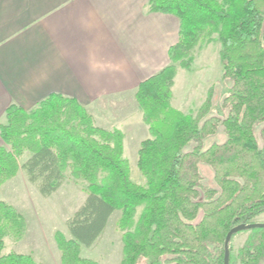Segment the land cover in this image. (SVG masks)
<instances>
[{
    "label": "trees",
    "instance_id": "1",
    "mask_svg": "<svg viewBox=\"0 0 264 264\" xmlns=\"http://www.w3.org/2000/svg\"><path fill=\"white\" fill-rule=\"evenodd\" d=\"M147 12L175 15L180 29L170 63L136 92L150 134L137 160L146 185L131 178L124 132L97 125L74 97L51 93L30 110L12 103L0 122V188L21 170L46 197L68 176L87 183L67 221L71 237L55 233L61 264H98L82 246L98 240L115 211L121 264H225L228 232L264 213V0H148ZM215 33L223 76L232 81L222 114L212 90L196 114L185 113L172 103L178 68ZM220 130L225 139L206 146ZM201 163L213 169L216 189L202 183ZM26 227L24 215L0 201V264H42L30 253L3 252L6 238L22 239ZM248 231L237 251L232 235L230 264H264V227Z\"/></svg>",
    "mask_w": 264,
    "mask_h": 264
},
{
    "label": "crops",
    "instance_id": "2",
    "mask_svg": "<svg viewBox=\"0 0 264 264\" xmlns=\"http://www.w3.org/2000/svg\"><path fill=\"white\" fill-rule=\"evenodd\" d=\"M147 3L0 0V122L12 103L30 110L61 93L78 99L99 126L120 128L126 139L133 115L140 120V83L170 63L168 50L179 41V19L147 12ZM37 261L61 264V258Z\"/></svg>",
    "mask_w": 264,
    "mask_h": 264
},
{
    "label": "rangeland",
    "instance_id": "3",
    "mask_svg": "<svg viewBox=\"0 0 264 264\" xmlns=\"http://www.w3.org/2000/svg\"><path fill=\"white\" fill-rule=\"evenodd\" d=\"M220 49L221 43L216 33L211 38L205 36L191 52L190 65L178 68L172 95V103L178 109L185 113L196 114L209 91L212 90L217 106L215 112L222 114L218 107L225 95L228 94L232 81L223 76ZM96 111H100V108ZM134 116L126 127L128 134L124 143V154L129 159L131 178L141 185H146V176L139 169L137 160L140 142L150 134L148 129H145L147 125L142 121L141 111L140 120L139 118L136 120L137 116L135 118ZM136 121L144 122L145 126L140 125L139 127ZM258 130L259 128H257V135ZM224 139L223 130H220L207 138L206 146L213 141H223ZM26 157H28V153L22 156L19 161L22 162ZM199 169L204 186L216 189L218 185L214 179L213 169L206 163H201ZM86 185V182L68 176L56 192L46 197L39 192L35 184L27 179L23 170L18 173L16 178L8 180L0 188V201H6L16 207L24 215L27 227L22 239L6 238L3 252L17 251L30 254L35 252L37 258L33 256L34 259L42 260L45 263L59 260L61 251L58 248L55 233L60 230L71 237L67 221L84 203L87 197ZM119 217L120 211H115L98 240L91 247L82 246L84 257L90 258L98 264H121L123 231L117 224ZM254 220L264 222V213L255 217ZM248 234V230L236 232L232 239L235 251L244 243ZM140 264H146V260Z\"/></svg>",
    "mask_w": 264,
    "mask_h": 264
},
{
    "label": "water",
    "instance_id": "4",
    "mask_svg": "<svg viewBox=\"0 0 264 264\" xmlns=\"http://www.w3.org/2000/svg\"><path fill=\"white\" fill-rule=\"evenodd\" d=\"M255 227H264V222H250L234 226L227 234L225 240V264H230V239L232 235L239 231L250 230Z\"/></svg>",
    "mask_w": 264,
    "mask_h": 264
}]
</instances>
